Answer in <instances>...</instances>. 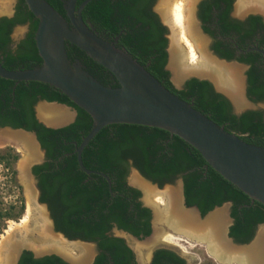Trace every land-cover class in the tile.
Wrapping results in <instances>:
<instances>
[{"label": "trees", "instance_id": "1", "mask_svg": "<svg viewBox=\"0 0 264 264\" xmlns=\"http://www.w3.org/2000/svg\"><path fill=\"white\" fill-rule=\"evenodd\" d=\"M46 1L66 16L65 0ZM84 1H77V9ZM153 1L93 0L84 8L82 16L102 38L124 49L173 94L247 144L264 148V110L235 114L229 100L217 93L207 80L192 78L183 89L172 84L171 73L166 69L168 29L151 12ZM234 3L235 0H204L200 5V18L207 34L216 39L221 32L224 38L231 39L215 40L213 50L221 59L250 65L248 96L254 102H264V58L250 50L255 46L264 50V21L257 15L245 21L232 20ZM215 22L218 26L212 30L210 23ZM38 24L24 0H19L12 18L0 19V62L4 68L29 70L43 64L35 40ZM24 25L29 27L26 38L12 50V34L17 26ZM235 44L244 51L243 54L237 55ZM67 51L71 62L80 60L100 83L113 88L119 86L108 70L83 51L69 43ZM42 100L74 108L77 111L75 122L60 129L46 127L36 116V107ZM92 126L93 118L53 86L0 77V128L36 133L46 151V162L33 168L41 202L49 206L57 231L73 240L97 244L99 254L94 264H138L126 240L109 234L114 226L137 238L148 237L153 232L152 210L141 202V191L128 186L132 168L160 187L182 179L186 205L198 207L203 216L216 207L231 203L230 237L236 243H250L258 227L264 224L263 204L226 180L182 138L160 128L109 125L89 143L82 154L83 163L89 170L106 174L111 180L110 190L105 178L86 174L77 161V147ZM19 159L14 148L0 150V164L10 173L12 185L21 190L16 183L14 167ZM24 211L23 200L19 207L11 205L0 210V236L7 222L19 221ZM19 264L68 263L57 255L35 258L31 251L25 250ZM151 264L187 262L176 252L161 248L154 252Z\"/></svg>", "mask_w": 264, "mask_h": 264}, {"label": "water", "instance_id": "2", "mask_svg": "<svg viewBox=\"0 0 264 264\" xmlns=\"http://www.w3.org/2000/svg\"><path fill=\"white\" fill-rule=\"evenodd\" d=\"M24 1L30 12L39 21L35 40L43 64L29 70L9 71L4 68L0 62V77L17 82L36 81L49 84L60 90L77 107L86 111L93 118L91 131L86 137H84L82 143L76 150L78 164L86 174H97L102 176L108 181L111 190L110 178L106 174L87 169L83 163L82 154L96 135L109 125H143L164 129L172 135L182 138L198 150L206 162L226 180L238 187L254 201H258L264 205V148L247 144L237 135L229 133L223 127L218 126L202 113L194 109L192 105L169 91L159 80H157V78L149 73L144 66L133 59V57L124 49L118 48L114 43L102 38L96 32L94 26L90 23L87 24L82 16L84 8L93 0H85L79 5L78 9V0H65L64 9L66 16L57 12L46 0ZM200 1L201 0L196 1L194 13L199 30L207 40L208 51L217 60L226 64L238 65L242 68L244 96L248 102V106L245 108H238L232 98L220 89L212 76H208L207 74L200 75L197 73H191L180 80H176L173 68L171 67L170 44L168 49L169 61L166 69L172 73L171 82L177 89H183L186 82L192 78L207 80L213 85L214 90L217 93L222 94L229 100L234 113L237 115L243 114L249 110L264 109L261 104L259 106L246 96L247 77L245 71L247 70V66L236 61L221 59L214 53V51H212V40L204 33L197 18ZM250 15H262L264 18V15L259 14L258 12L249 15H246L245 12L243 14H238L237 16L233 15V17L245 21ZM13 16L14 10L11 13L2 16L0 15V19L2 17L12 18ZM160 17L162 18L161 14ZM163 24L168 29V32L172 33L173 30L171 26L168 23ZM18 28L22 29L21 27H17L16 29ZM21 38L22 35L20 34L12 35V40L15 43H18ZM168 40H170L171 43V37L168 38ZM68 43L83 51L90 59L108 70L116 78L119 86L116 88L105 86L86 70V67L80 60L71 62L67 51ZM250 50L260 52L264 56V50L257 47ZM41 104H52L65 109L70 113V117L67 120H60L57 124L51 125L39 115L38 107ZM38 107H36L37 119L48 128L60 129L67 127L74 123L77 118V111L74 108L58 102L42 100L38 103ZM3 130L21 131L34 138L42 155L39 163H33L34 165L31 164L28 167V173L34 181V190L37 195V201L40 205L45 206L55 234L62 236L70 242H80L92 245L94 252L88 259V264H94V261L99 254L97 244L80 239L73 240L68 238L64 233L57 231L48 205L41 202V191L36 177L33 174V167L44 162L46 152L42 148L36 133L11 127L0 128V131ZM132 171L152 185L158 187V189L162 190L163 187L160 188L158 184H155L142 176L136 168H132ZM179 187L183 196V207L194 211L200 220L204 221L213 213L225 210L226 224L224 226V236L231 245L240 250H244L258 241L260 236L254 238V240L248 244H239L230 237V227L233 224V219L231 217V203L216 207L214 210L203 216L198 207H188L186 205L182 179H179ZM152 229L155 233L153 221ZM109 234L119 238L122 237L118 234L129 235L138 241H141L142 239H148L149 241L152 238V234L145 238H137L128 232L120 230L117 226H114ZM127 244L134 251L130 244ZM25 250L31 251L36 258L57 255L68 264H74L72 260L65 255L55 252L37 254L25 246L17 247L15 249L13 256L14 264H18L19 259ZM134 253L136 255L135 251ZM153 253L151 258L153 257ZM250 264H257V260L255 259L253 262L250 261Z\"/></svg>", "mask_w": 264, "mask_h": 264}, {"label": "bare ground", "instance_id": "3", "mask_svg": "<svg viewBox=\"0 0 264 264\" xmlns=\"http://www.w3.org/2000/svg\"><path fill=\"white\" fill-rule=\"evenodd\" d=\"M196 1L162 0L160 4L163 18L173 30L171 33V67L175 79L180 80L191 73L212 76L220 89L232 98L235 105L238 108H243L246 106V102L243 96L242 70L236 65H227L217 60L209 53L207 40L199 31L195 18ZM10 4L7 0H0L4 12L9 11ZM253 5L258 6L264 12V0H259L256 3L254 0H240L238 11L243 12ZM38 111L42 119L51 125L70 117L67 110L56 105L41 104ZM3 144L15 146L25 155L19 170L22 173L21 181L28 200V212L19 225L9 227L7 236L1 241L0 264H14V251L21 246H25L37 254L55 252L65 255L74 264H88V259L94 252L92 245L69 242L55 234L45 206L40 205L37 201L34 182L28 173V167L39 162L42 155L34 138L21 131L3 130L0 132V145ZM131 180L134 185L143 190L146 203L155 207L153 237L144 244L136 240L131 242L134 248L140 251V255L146 262L151 261L149 244L152 246L165 238V240H171L178 245L184 240L174 235L181 234L203 243L208 252L221 263L237 261L239 264H250V261L253 262L256 259L257 264H264L263 234L258 236V241L249 248L240 250L231 245L224 236L225 210L217 211L202 221L194 211L183 207L180 187H169L160 191L136 173L132 175ZM166 229L174 234H168ZM75 251L77 255H74ZM143 251L145 255L142 253Z\"/></svg>", "mask_w": 264, "mask_h": 264}, {"label": "rangeland", "instance_id": "4", "mask_svg": "<svg viewBox=\"0 0 264 264\" xmlns=\"http://www.w3.org/2000/svg\"><path fill=\"white\" fill-rule=\"evenodd\" d=\"M7 1L10 2L9 0H7ZM248 1H250V0H248ZM15 2H16V0H12V5H11V9L12 10L10 12L7 11L6 13H1L0 15L2 16V15H5V14H8V13H11L14 10ZM161 2H162V0H158L157 3H156L155 10L157 11V13H159L158 12V8H161V5H160ZM254 2L256 3L257 1H254ZM236 5H237V7H236ZM239 5H240V0H236L235 1V5H234V9H233V15L234 16L238 15L237 11H238V6ZM241 8H243V6H241ZM0 11L1 12L4 11L3 7L1 5H0ZM254 12H258V11H248V12H246V15H249V14H252V13L254 14ZM258 13L262 14L260 12H258ZM161 20L163 21V23L166 24V22L164 21V18H161ZM21 28L22 29H20V28L16 29L15 32H14V35L23 34L26 31V27H21ZM171 35L172 34L170 32H168L167 37L170 38ZM170 44L171 43H170V40H169L168 49L170 47ZM171 61H172V54H171ZM170 73H171V71H170ZM171 78H172V73H171ZM258 105L260 106V104H258ZM261 106H263V108H264V105L261 104ZM37 107H38V105H37ZM4 131H8V130H4ZM0 132H3V131H0ZM8 147L14 148L15 151L20 156V159L18 160V162L15 164L14 167H15V170H16V176H15L16 183L21 186V190L16 188V186L12 185L11 178H10V173L7 171V169L3 165L0 164V210L7 209L11 205H16L17 207H19L21 205L22 200H23V203L25 204V211H24V214L22 215V217H21V219L19 221L11 220V221L7 222V227L4 230L3 234L0 236V245H1V241H3L4 237L7 236V231L9 230V227L12 226V225H19L21 220L25 216H27V212H28V200H27V197H26L25 188H24V186L22 184V181H21L22 173H21V170H19V168L21 167V162L25 158V155L22 152L18 151V149L15 146H12V145H9V144L0 145V150H5ZM32 165H34V164H32ZM133 174H135V172L131 170L130 175L128 177L129 184L131 186L135 187L136 189H139L140 191H142L140 187H137V186L132 184L131 177H132ZM177 186H179V180H177L174 184L165 185L162 188V190L167 189L169 187H177ZM152 187H154V186H152ZM142 193H143L142 194V202H143V204L146 207H149L152 210V214H153V220L152 221H153V224H154V218H155L154 217V213H155L154 209H155V207H153V206H151V205L146 203L145 198H144L145 194H144L143 191H142ZM35 195H36V193H35ZM167 231L168 230L166 229V232ZM168 234H174V233H171V232L168 231ZM261 234L264 235V224L258 227L256 235H255L254 238H257ZM118 235H120V237L124 238L127 241V243H129L130 246L134 249V251L136 252V258H137L139 264H150L151 261L148 263L145 260H143L142 255H140L141 254L140 251H138L137 249L134 248V246L132 245L134 239L132 237H130L129 235H121V234H118ZM153 235H154V232H152L151 237H153ZM174 236H176L178 238H182L184 241H181L180 244H178L179 245L178 246L177 243H175V242L173 243L171 240H165V238H164V239H162L161 241L157 242L156 244H154L152 246H150V244H149L148 247H150V248L148 250L151 253V255L158 248H167V249H170V250L176 252L181 257H183L186 260L187 264H239L237 261H234L232 263H221L214 256H212L208 252L207 247H205L203 243H199V242H197V241H195L193 239H190L189 237L181 235V234H175ZM137 242H140V243L144 244V243L148 242V239H142L141 241H137ZM149 252H147V253H149ZM142 253L144 254V251ZM74 255H77L76 251L74 252Z\"/></svg>", "mask_w": 264, "mask_h": 264}, {"label": "flooded vegetation", "instance_id": "5", "mask_svg": "<svg viewBox=\"0 0 264 264\" xmlns=\"http://www.w3.org/2000/svg\"><path fill=\"white\" fill-rule=\"evenodd\" d=\"M10 2H11V4H10V10L8 11V12H10L12 9H11V5H12V0H9ZM157 1L158 0H154L153 2V5L151 6V12L154 14V15H156L158 18H159V21L162 23V20H161V17H160V14H161V9L160 8H158V11L160 12V14L159 13H157V11L155 10V6H156V3H157ZM204 0H201L200 1V3H199V5H198V12H197V18H198V21L200 22V24H201V27H202V29H203V31H204V33L205 34H207L206 32H205V30H204V25H203V22H202V20H201V18H200V5H201V3L203 2ZM236 1V0H235ZM254 1H259V0H254ZM18 2H19V0H16V2H15V6H14V15H15V13H16V9H17V5H18ZM234 5H235V3H234ZM234 5H233V9H234ZM239 7V6H238ZM258 6H256V5H253L252 7H249V9H246V10H244L243 12L245 13L246 11L248 12V11H258V12H260V13H262L263 15H264V12L258 7ZM251 8V9H250ZM213 12L214 13H217L216 12V10H213ZM1 13H6V12H4V11H2ZM0 13V14H1ZM237 13L238 14H243L242 12H239V11H237ZM161 16H162V14H161ZM250 16H255V15H250ZM249 16V17H250ZM257 16H261L262 17V15H257ZM248 17V18H249ZM162 18H163V16H162ZM230 18L232 19V20H237V21H241V20H238V19H236V18H234L233 17V10H232V12H231V15H230ZM247 18V19H248ZM246 19V20H247ZM262 19H263V21H264V18L262 17ZM165 21V20H164ZM167 23V22H166ZM163 24V23H162ZM164 25V24H163ZM165 26V25H164ZM210 26L212 27V30H215V28L214 27H216V26H218L217 24H216V22L215 23H210ZM17 27H26V31L23 33V34H20V35H22V38L20 39V41L18 42V43H15V42H12V45H11V49L12 50H15L16 48H17V46L26 38V35H27V32H28V30H29V27H28V25H24V26H17ZM16 27V28H17ZM166 27V26H165ZM15 28V29H16ZM15 31V30H14ZM200 31V30H199ZM13 34H14V32H13ZM12 34V35H13ZM218 34H220L219 36H217V38L215 39V38H213L211 35H209V34H207L210 38H211V49H212V51H214L213 50V48H212V46H213V43H215V40L217 41V40H226V41H228V40H231L230 38H224L222 35H221V32H218ZM203 36V35H202ZM13 41V40H12ZM235 47H236V49H237V55H241V54H243V50L242 49H240L236 44H235ZM255 47H257V46H255ZM255 47H253V48H255ZM253 48H251V49H253ZM257 48H259V47H257ZM260 49V48H259ZM262 50V49H261ZM257 52V51H256ZM214 53H215V51H214ZM258 53H260V52H258ZM216 54V53H215ZM261 54V53H260ZM217 55V54H216ZM262 55V54H261ZM218 56V55H217ZM263 58H264V56H263ZM76 60H78V59H76ZM236 62H238V61H236ZM238 63H240V62H238ZM240 64H242V65H244V66H247V70L245 71V75H246V95H247V97H248V99H250L251 101H253L249 96H248V76H247V72L249 71V69H250V65H247V64H244V63H240ZM227 65H230V64H227ZM232 65H234V64H232ZM236 66H238V65H236ZM262 66H264V64H262ZM239 68H240V70H242V68L240 67V66H238ZM241 77H242V74H241ZM173 84V83H172ZM244 96V95H243ZM244 100H245V102H246V106L245 107H247L248 106V102L246 101V99H245V96H244ZM254 102V101H253ZM254 103H256V104H264V102H254ZM49 105H52V104H49ZM245 107H243V108H245ZM260 110H264V109H257V110H255V111H260ZM234 111V110H233ZM4 128V127H3ZM46 152V151H45ZM46 162V155H45V158H44V162L43 163H45ZM43 163H41V164H43ZM38 165H40V164H38ZM35 166H37V165H35ZM34 166V167H35ZM33 167V168H34ZM132 170V169H131ZM139 171V170H138ZM140 174H141V172H140ZM142 175V174H141ZM143 176V175H142ZM36 177V176H35ZM142 178V177H141ZM36 180H37V178H36ZM144 181H145V179H144ZM151 181V180H150ZM37 182H38V180H37ZM148 182V181H147ZM149 183V182H148ZM133 184V183H132ZM150 185H152L151 183H149ZM134 185V184H133ZM128 186H130V187H133V186H131L130 184H129V182H128ZM136 186V185H135ZM152 186H154V187H156L155 185H152ZM184 186V185H183ZM138 187V186H137ZM177 187H179V186H177ZM133 188H135V187H133ZM157 189H158V187H156ZM160 188H162V187H160ZM167 188V187H166ZM142 190V189H141ZM160 190V189H159ZM143 191V190H142ZM142 191H141V193H142ZM161 191V190H160ZM143 194V193H142ZM185 197V196H184ZM141 202H142V198H141ZM143 203V202H142ZM144 205V204H143ZM145 206V205H144ZM48 208H49V206H48ZM50 210V209H49ZM52 216V215H51ZM233 219V218H232ZM56 229V228H55ZM135 240V239H134ZM138 241V240H137ZM70 242V241H69ZM98 247V246H97ZM158 249H161V248H158ZM158 249H156V250H158ZM167 249V248H166ZM155 250V251H156ZM154 251V252H155ZM154 254V253H153ZM34 255V254H33ZM22 256V255H21ZM35 256V255H34ZM21 258V257H20ZM36 258V257H35ZM61 258V257H60ZM153 258V257H152ZM183 258V257H182ZM19 261H20V259H19ZM151 262H152V259H151ZM151 262H150V264H151ZM137 263H138V261H137ZM18 264H19V262H18ZM139 264V263H138Z\"/></svg>", "mask_w": 264, "mask_h": 264}]
</instances>
